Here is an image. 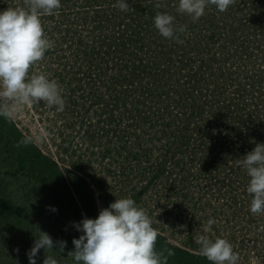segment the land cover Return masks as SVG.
Returning a JSON list of instances; mask_svg holds the SVG:
<instances>
[{"label": "rangeland", "instance_id": "1", "mask_svg": "<svg viewBox=\"0 0 264 264\" xmlns=\"http://www.w3.org/2000/svg\"><path fill=\"white\" fill-rule=\"evenodd\" d=\"M177 1L160 8L184 28L178 40L153 23L141 29L118 13L116 0H61L41 16L53 46L29 76L55 79L65 105L58 110L41 100L0 116V264H29L38 229L67 244L60 254L40 249L37 264L49 254L74 264L67 254L80 233L71 222L95 218L125 196L150 217L166 264H213L199 251L200 235L229 240L236 264H264V213L250 211L247 174L240 165L237 176L230 140L238 137L236 123H227L242 116L247 142L264 134V102L254 100L264 88V0H233L225 11L209 3L195 20L177 11ZM29 2L0 0V10ZM237 18L248 34H233ZM115 43L123 55L106 59L104 48ZM228 79L251 85L255 97L238 98ZM176 92L190 101L178 105L170 96ZM227 99L239 112L225 120L217 115ZM247 119L254 130L245 128ZM210 217L215 223L205 232Z\"/></svg>", "mask_w": 264, "mask_h": 264}, {"label": "clouds", "instance_id": "2", "mask_svg": "<svg viewBox=\"0 0 264 264\" xmlns=\"http://www.w3.org/2000/svg\"><path fill=\"white\" fill-rule=\"evenodd\" d=\"M116 2L122 11L129 9L128 0ZM209 3L215 4L219 11H225L233 0H178L177 11L195 20L204 15ZM60 5L61 0H30L27 7L0 10V116L10 117L21 106L41 100L63 110L65 100L58 82L43 72L30 76L28 72L53 46V41L45 35L41 16L52 14ZM174 21V15L168 12L157 11L153 17L159 34L178 40L177 32L184 28H177ZM237 163L248 176L246 191L251 195L250 211L264 213V142L256 143ZM48 207L56 211L55 206ZM214 223V218L210 217L205 232H211ZM71 225L80 233L73 237V250L67 254L74 264H166L167 257L155 249L157 230L152 227L145 209L131 196L115 198L107 207L101 208L95 218L82 216ZM197 242L201 255L213 264H236L238 254L226 238L200 235ZM66 244L67 241H54L49 233L38 229L33 245L26 253L29 264H37L40 249L60 254ZM42 264H60V261L49 254L44 256Z\"/></svg>", "mask_w": 264, "mask_h": 264}, {"label": "trees", "instance_id": "3", "mask_svg": "<svg viewBox=\"0 0 264 264\" xmlns=\"http://www.w3.org/2000/svg\"><path fill=\"white\" fill-rule=\"evenodd\" d=\"M133 1V5L132 6H129V9L127 10V12H124V11H122L120 8H118L117 9V11H118V13H120V14H125L124 15V17L125 16H128V18H131L132 19V21H134V22H137L138 24H139V26L138 27H140L141 29H144V30H148V29H150V27L153 25L152 23V21H153V17H154V15H155V13L157 12V11H162L163 12V9H161L160 7L159 8H157V7H155V6H153L152 5V1H148V0H132ZM162 1H160L159 3H161ZM166 4H167V8H166V10H170L169 8H170V2H168V0L167 1H164ZM252 2H253V0H249L248 2L247 1H243V4H249V5H253L252 4ZM165 3H161V5H162V7H164L165 6ZM177 3H178V1H177ZM245 6H241V9L242 8H244ZM130 11V12H129ZM250 11H252V9L250 10ZM176 13H177V11H176ZM249 16V17H248ZM247 17L249 18H247L246 17V22L248 23V24H251V18H250V16L251 15H248ZM241 19H243V18H241ZM121 22V21H120ZM152 24V25H151ZM151 25V26H150ZM235 26H236V29H238L237 31H235L233 34H235V33H237V32H239L240 31V34L242 35V34H248L249 32H246V31H242V27H243V24H242V22L237 18L236 19V22H235ZM113 43V42H112ZM118 43V42H117ZM117 43H115V44H108L105 48H104V50H105V52L107 53V55H106V59H108V58H113V54H116L114 57L116 58V56L117 57H119V56H122L123 55V53L121 52V48H120V46H118L119 44L121 45V43H119V44H117ZM73 46V44H70L69 45V49L71 50V47ZM144 46H140V50L143 48ZM118 48H120V51L118 52ZM127 49H128V46H127ZM118 52V53H117ZM105 54V53H104ZM122 58V57H121ZM120 59V58H119ZM235 80H238V79H228V81H227V83H229V84H231V86L234 88V93H237L238 94V98H245V97H247L246 95L247 94H249V96H248V98L249 99H251V98H254L255 96H254V93L252 92V91H250V88H251V85H248V86H243V84L241 83V85L240 86H238L237 84H235V82H232V81H235ZM245 80H247V79H245ZM243 86V87H242ZM242 87V88H241ZM257 94H258V96L254 99L255 101L258 99V100H260V102H264V88H261V89H259L258 90V92H256ZM171 97H174V98H176L177 99V102H179L178 103V105H181L182 104V102H189L190 100H189V98L188 97H191V95H189V96H187V94H184V93H182V92H176L174 95H170ZM170 98V97H169ZM188 98V99H187ZM228 100V101H227ZM227 100H224V102H223V104H221L222 106H224V108H223V112L224 113H221V114H218V113H215V114H218L217 116H219V117H226L225 118V120L228 118V116H230L231 114H233L232 116H235L236 114H238V112L239 111H237V110H234V108H232V104H231V102H230V99H227ZM232 100V99H231ZM251 103H252V100H251ZM238 106V104L236 105V107ZM248 109H249V111H252L253 109L252 108H254V111L256 110L255 109V107H253V103H252V106H250L249 104H248ZM240 107V106H239ZM238 108V107H237ZM258 115L259 113L258 112H254V113H251L250 114V117H248V119L249 120H251L252 121V118H254V115ZM224 115V116H223ZM255 115V116H256ZM263 115H264V112H263ZM240 117H242V116H238V118H237V120L236 121H234L235 120V117L233 118V119H228V121H227V123H231L232 124V127L234 126V123L233 122H235L236 123V126H235V128L233 127V129H234V131H235V133H236V136H238L237 138H235V136H234V138H230V140H232V141H235V143H234V146L233 147H235V150H234V152H235V158H237V160L241 157V156H243L246 152H248V151H251L252 150V148L255 146V144L256 143H260V142H264V134H259V135H263L262 137L261 136H259V135H257L256 133L254 134V136L252 135L251 136V139H249V142H247V141H245V139H242V137H241V135H240V132H239V130H242V129H240V128H244L243 127V125H241L240 126V121H242V120H240ZM244 118H245V120H246V117L244 116ZM248 119H247V121L246 122H244V124L246 125V127L245 128H252V130H254V125H253V122L252 123H250L249 121H248ZM263 122H264V116H263ZM230 127V126H229ZM238 129V130H237ZM237 130V131H236ZM251 130V131H252ZM234 133V134H235ZM253 137V138H252ZM233 147H231V148H233ZM53 166H54V163H53ZM238 166H239V168H240V171H238L237 172V176H240L239 175V172L241 173V166L238 164ZM243 167V166H242ZM237 179H238V177H237ZM247 180H248V176H247V178H246ZM240 180V179H239ZM242 182H244L243 180H242ZM184 253H186V252H184ZM187 255H189L188 253H186Z\"/></svg>", "mask_w": 264, "mask_h": 264}]
</instances>
